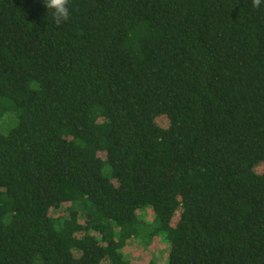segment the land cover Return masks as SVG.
Returning <instances> with one entry per match:
<instances>
[{"label":"trees","instance_id":"1","mask_svg":"<svg viewBox=\"0 0 264 264\" xmlns=\"http://www.w3.org/2000/svg\"><path fill=\"white\" fill-rule=\"evenodd\" d=\"M68 7L0 0V264H264V0Z\"/></svg>","mask_w":264,"mask_h":264},{"label":"rangeland","instance_id":"2","mask_svg":"<svg viewBox=\"0 0 264 264\" xmlns=\"http://www.w3.org/2000/svg\"><path fill=\"white\" fill-rule=\"evenodd\" d=\"M263 168H259L261 171ZM132 264H149L152 261L164 263L167 249L160 239H155L150 245L144 243L132 244L125 252Z\"/></svg>","mask_w":264,"mask_h":264},{"label":"clouds","instance_id":"3","mask_svg":"<svg viewBox=\"0 0 264 264\" xmlns=\"http://www.w3.org/2000/svg\"><path fill=\"white\" fill-rule=\"evenodd\" d=\"M262 0H252L253 7L259 8ZM47 9L52 10L54 22L57 25L67 21L70 17L69 0H44Z\"/></svg>","mask_w":264,"mask_h":264}]
</instances>
